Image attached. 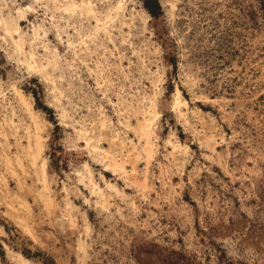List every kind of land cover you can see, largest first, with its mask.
Returning <instances> with one entry per match:
<instances>
[{"label":"rangeland","instance_id":"1","mask_svg":"<svg viewBox=\"0 0 264 264\" xmlns=\"http://www.w3.org/2000/svg\"><path fill=\"white\" fill-rule=\"evenodd\" d=\"M158 1L0 0V264H264V0Z\"/></svg>","mask_w":264,"mask_h":264},{"label":"trees","instance_id":"2","mask_svg":"<svg viewBox=\"0 0 264 264\" xmlns=\"http://www.w3.org/2000/svg\"><path fill=\"white\" fill-rule=\"evenodd\" d=\"M147 11L149 12V14L152 16V18L154 19H159L162 15H163V10L162 7L159 3L158 0H142ZM172 63L174 65V67H177L176 65V61L172 60ZM41 87L37 86L36 88H32V94L34 96V98L37 101V108L41 109L43 112H45L50 118L49 120L51 122H53V124L56 126V129L59 128V126L57 125L58 122L55 118V116L53 115V111L48 108L47 106H44L43 102H42V92L40 91ZM56 137H59V134L56 135Z\"/></svg>","mask_w":264,"mask_h":264}]
</instances>
